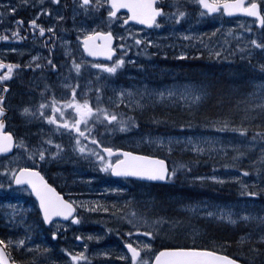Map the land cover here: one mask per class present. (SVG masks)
<instances>
[{
  "label": "snow or ice",
  "instance_id": "6c2138e0",
  "mask_svg": "<svg viewBox=\"0 0 264 264\" xmlns=\"http://www.w3.org/2000/svg\"><path fill=\"white\" fill-rule=\"evenodd\" d=\"M60 0H53V3L58 4ZM194 3L197 5L199 11L198 15H207L212 13H227L229 15L234 13H246L251 17L256 18V24L264 28V11L261 10V3L258 0H250V2L246 3L245 0H194ZM78 6L82 8L85 13L88 12L89 9L99 10L101 7L105 8L106 15L109 21L112 18L117 16V12L120 9H127L130 15L127 16V19L124 20V23H127L128 20L139 21L144 25H156L159 27V23L157 21V17H169L179 23L181 18L186 16V11L179 10V6H175L174 10L169 13H165L163 7H159L156 5V0H78ZM9 12H14L15 8L9 7ZM41 12L45 11V9H41ZM75 11V9H74ZM39 15V13H37ZM57 19H63L62 16H57ZM18 24H23V20H17ZM28 24L33 26V31L36 29L39 30L40 34H43L46 29L37 24L36 19H31L28 21ZM49 32L52 31V28L47 29ZM251 31V29H249ZM77 32L80 34L78 39L82 42L83 51L88 53L92 57L97 56H105L112 57V54L115 52V48H113L112 40L113 35L112 32L109 31H86L85 29H77ZM12 36L19 40L23 37L19 34V29L12 33ZM8 36H0V39L7 40ZM101 40V43H97V40ZM136 43L139 44L140 41L137 38ZM147 43L151 44L152 41L149 40ZM251 45L264 50V42H260L257 39H252L250 41ZM121 48L124 47L123 44L120 45ZM239 47V45H237ZM223 51V49H221ZM221 51L215 52L217 57L221 56ZM186 52H182L181 56H186ZM32 60H36V57H31ZM48 63L51 65L52 69H56V64L53 63L50 59ZM125 63L123 57L116 59L114 63H97L91 65L94 69H97L96 76L99 78L100 74L108 73L114 74L117 72V69L120 68ZM19 67V65L13 64L11 62H7L3 59H0V69H7L0 75V81H5L11 78L13 74V69ZM35 67H39V65H35ZM260 68L264 70V64L260 65ZM75 70L77 74L81 73V63H78L75 57H72L70 70ZM65 88L70 89V95L67 99L57 100L55 95L49 97L47 101H41L37 105V111L39 112V116L48 121L49 124H54L57 130H60L61 126L64 129L72 130L76 135L74 150L79 149V152L84 153L85 148L81 146V137L88 133V138L92 140L94 144L99 145L100 141L97 140L94 136L89 132L90 128V120L91 121H101L105 122L116 121L119 125L120 129H124L126 127V120L130 118H126L121 116V118L117 119V114L112 112L110 114L109 110L100 103V89L96 88V105L93 106L90 103V99L87 98V93H84L83 99L77 98V87L73 86V84L68 83L63 85ZM3 91L7 92L8 84H3ZM49 88L46 84L44 89H41L43 93ZM129 94H131V90H128ZM123 92L119 95L123 96ZM203 92H198L194 96H190V99L199 100L203 95ZM160 97H163L165 94L160 92L157 94ZM168 95H171L169 92ZM51 109V114H45V107ZM255 107V106H254ZM260 107H264V103L260 105ZM65 109H72V117H68L65 115ZM21 111L25 114H29L30 116H35L36 113L32 112L29 106H25L21 109ZM6 107H5V96L3 93H0V153H8L11 149H13L15 144H19L21 146L24 145V141L21 137H14L12 131H6ZM247 119V117H244ZM83 123V130L81 128V124ZM185 125L181 124L180 127H184ZM218 126L220 130L227 129L229 127V123L227 121L223 123H219ZM232 129L240 134H246L248 132V128L243 124L237 126L235 124L231 125ZM262 138H264V132H262ZM255 139V137H253ZM47 144L51 145L54 143L53 140L47 139ZM157 143L163 144V138H158L156 140ZM171 142V141H169ZM103 147V145H101ZM62 149V145L56 143V151H51V156L56 157L60 150ZM89 152L92 149H88ZM103 151L108 154V158L105 156L93 152L97 161L100 162V168L104 171H111L117 175L123 176H135L147 178L149 180H159L164 181L168 180L171 177L175 176L176 168L174 167L171 171H169L166 166L165 160L160 159L156 156H146L140 155L137 153L124 152V159H116L113 163L111 160V156L113 152H121L122 149L116 148L113 149L111 147H104ZM171 151V148H169ZM30 155H38L41 160L45 158V150L44 148L38 147L35 152L30 153ZM237 156L243 155V153L237 152ZM5 173L9 172L8 168L2 169ZM11 171V180L16 185H26L24 187V191L34 193L35 197L39 202V210L42 212L43 220L45 222H51L53 217H71V219L75 222H79L80 217L75 215L76 209L73 206V202L64 199L59 192L56 191L55 188L52 187L51 184L47 183L44 180L43 175L35 168H19L18 170L13 168ZM241 171L246 172L245 169H241ZM213 180L218 179L213 176ZM11 187V184L9 185ZM247 189V185L243 186ZM264 191V189H262ZM246 194L248 196H258L261 193L259 191H247ZM104 211H108L107 208L103 209ZM135 215V213H132ZM208 216H215L217 219L228 221L230 223L235 224L236 219L233 218V215L230 210L225 208H220L216 212H207ZM243 219L247 220L250 217L247 213H244L242 216ZM261 223H264V216L258 217ZM163 222V217H157L151 221L152 227H158L160 223ZM131 224V220L129 221ZM145 224H149L147 219L144 220ZM135 232H141V228L133 225ZM119 235V233H117ZM57 233L55 231L52 232V237L55 238ZM127 235L131 237L133 235L132 232H128ZM147 237L153 236V231L149 230L144 233ZM77 239H82V237H77ZM243 239V238H242ZM261 242H264V234L259 237ZM6 241L5 239L0 238V264H18L15 259H10L6 252ZM17 243L24 244V240H19ZM85 250L87 249V245H84ZM125 248L128 253H130V262L131 264H149V260L141 257L142 249H151L152 244L147 242L136 241L135 244L132 242H125ZM258 251V249H254ZM67 253L68 257L72 264H76L78 261H87V257L85 256V252H77L73 254V252L68 249H64ZM109 253L105 252L104 255H108ZM120 259H125L122 255ZM151 264H240V261L234 259L232 256L225 255L220 251L213 250L211 248L206 247H163L159 251H155L153 253V258L151 260Z\"/></svg>",
  "mask_w": 264,
  "mask_h": 264
},
{
  "label": "rangeland",
  "instance_id": "374dc122",
  "mask_svg": "<svg viewBox=\"0 0 264 264\" xmlns=\"http://www.w3.org/2000/svg\"><path fill=\"white\" fill-rule=\"evenodd\" d=\"M206 16L212 17L210 14H207ZM214 23H217L216 24L217 26L215 25L213 28H211L210 24H208V26H206L202 30H199L196 26L195 32L188 30L181 34L186 39H194L199 41L201 44L163 43L164 35L160 33V28L157 26L155 27L154 30L152 31L146 30L144 33H140L138 31H131L129 29H123V31L119 33V36L123 34L126 35L131 34L133 37L128 40L129 42L126 45L122 43L124 45L122 51L127 52L132 49L134 52L138 54H142L141 49L147 48L150 51L153 47L160 46L167 49L168 52L176 51V52H180V54L182 52H189V51L199 52L202 49H208L210 50L209 52L210 55H215V52L221 51V49H223V51H221V55L227 57L231 54L232 44L224 42L226 40V38L224 37L221 38L215 37L219 35L214 33H218V30L220 29L222 23L218 20H215ZM72 24L74 26L77 25L76 21L74 20H72ZM212 29H216V31L213 33ZM224 35H228V34H224ZM137 38L140 41L139 44L136 43ZM120 39L122 38L120 37ZM120 39L119 41H121ZM78 40L79 39L77 38L76 40L77 43ZM149 40L152 41L151 44L147 43V41ZM67 43L68 41L66 43L65 42L62 43L63 44L62 49H64V51H67L69 48ZM77 43H75L77 48H74V50L79 52L80 46ZM233 45L234 47H237V45L239 44H233ZM148 56L151 55L148 54ZM248 56L254 57V52L248 53L245 59H247ZM145 62L146 61H143L141 65V67H143L144 69H146L149 65L148 63ZM135 63L136 60H129L127 62L129 71L126 68V62L120 68H118V69L126 68L128 73L126 75L128 79L126 80V83L111 84L110 82H105V87H107L105 88V94L108 99L106 104L107 105L111 104L115 107L124 105L132 110L135 109L142 110L149 106L161 105V104H167L168 106L179 105V104L188 105L189 106L188 111L184 113V115H186L187 118L186 121L188 122L187 124L184 125L185 127L191 129L194 124V123L192 124L191 121L195 120L196 118L192 114V106L196 105L198 102L201 101L203 97H205L206 92L204 93L203 88L196 86V83H189L190 85L172 84L165 86H155V84H151L147 80L145 81L144 79L133 75L132 69L134 68L133 65ZM59 64L62 65L60 61ZM260 65L261 63H255V66L260 69V73L254 72L252 73V76L251 75L244 76L242 74L244 70L235 71L224 65H221L223 68H225L226 72H228V77L225 75L226 77L225 83L220 84L221 87L217 89V92L215 94H212L213 84L215 85V82L213 81L212 77L214 74L219 75L217 77V84H218L221 81L220 74H222V70L224 69L218 68L220 69L219 72H217L215 68L195 71L199 76L202 77L204 83L209 88L208 91L207 88H205V90L207 91V96H206V100L203 103L204 107L208 100L210 102L216 99L214 105H218V106H222L228 101L234 102L235 111L233 109V115L231 114L229 115L231 120L230 122H228L229 127L227 129L220 130V128L217 127L210 128L211 131L206 132L207 136L205 135L140 136V135L128 134L125 139L121 140V142L127 143V145L135 147L137 149H142L146 147L153 151L163 150V152L167 154L173 153L174 150H179L181 152L190 150L196 155L198 154L199 156H207L212 158L222 157L223 155L227 154L229 151H235L236 149L239 150V148H241L246 150L245 158H247V160H248L247 156H249L250 159H252L254 155L257 157V150L255 146H258V143L253 140H247V139L253 137L258 133L264 132V112L258 114L255 111L256 106L260 107V105L264 103V70L260 68ZM116 73L113 74L115 75V78H116ZM192 74H193L192 68L184 69V75L190 76ZM168 76H170V74H167L165 78H169ZM57 77L62 78L63 81L62 85L68 83L72 84L71 76L69 73L63 72L61 74H58ZM50 86L54 90H56L55 87H53L52 85ZM86 86H87V80H83L79 82L77 87V95L79 92L88 91L89 89H87ZM128 90H131V94H129ZM121 92L124 93L123 96L119 95ZM160 92H163L165 95L163 97L158 96L157 94ZM169 92L171 93V95H168ZM198 92L204 93L199 100L189 98L190 96H194ZM175 108L176 107H173L172 109ZM209 114H211L212 117H216V115L214 114V110H210ZM163 116H166L167 119L173 118L167 113L163 114ZM244 117H247V119H244ZM233 124L237 126L243 124L248 128V132L242 135L234 131L231 127V125ZM213 129L216 136L214 135L209 136V134L212 133ZM158 138H163L164 143L163 144L157 143L156 140ZM52 140L54 141L53 143L54 145L58 143L55 138H52ZM63 140L66 143V148L72 145V141L69 136H67L66 139L63 138ZM169 148H171V151H169ZM51 151H54V148L52 146H49V152ZM250 151H253L252 157L250 156L251 155ZM27 162L28 161H26L20 155H18L16 157H12L8 165H11L10 167L14 168L17 167L18 165L21 166L22 164H28ZM79 162L82 163L83 158L80 157ZM214 176L217 177L218 179L213 180L212 179L213 176H205V177L192 176L191 178L199 182L210 181L217 184L237 183L241 185L242 192L245 191L243 187L244 185H256L253 191L260 192L262 191V189H264V182L262 183L259 182L258 180L255 181L247 180L233 171L227 170L224 173L221 172L220 174ZM136 192L138 193L137 196H134L132 199L127 201V203L121 205L119 207V210L129 209L135 204L137 207H140L142 209L153 211V209L158 206V203L162 202V200H158L155 196L150 195L149 192L142 186H138ZM18 196H20L21 199H24L26 196V192L21 189L18 192ZM206 198H203L202 202L196 204L194 203L191 206L189 204H185L184 206L186 207L183 208H179L182 206H179L176 202H174L173 197H170L168 199L166 198V200L163 198V202H162L163 204L159 209L162 211H166L165 207H168L170 209L179 208L181 210H186L187 214L191 217L199 218V219L211 218L216 221H221L222 223L228 224L229 225L228 227L237 226L240 223L248 225L251 223L259 222L261 227L258 226L257 231L254 233L246 234L243 237V240H250V239L259 240V237L262 234H264V223H261V221L258 219V217L264 216V203L256 201L254 199L249 201L245 198H242L239 201L223 203V202L215 201L213 199H206ZM117 201L119 200L117 199L116 202ZM164 202L165 203L172 202V203L171 205L168 206L167 204L164 205ZM80 205L83 210H88V211H94V209H97V207L100 206V204L98 203L96 204L97 205L96 208L91 207L90 204H80ZM111 205L112 207H116L115 203H112ZM220 208H225L230 210L233 215V218L236 219V223L233 224L228 221L217 219L215 216L206 215L207 212L209 211L216 212ZM244 213H247L250 218L247 220L243 219L242 216ZM108 231L109 230H106L104 231V233H107ZM121 232L124 233V231ZM117 233H119L120 235V231L116 232V234ZM191 233H193V230L190 231V234L188 233H183V234L186 235L189 239L194 240V238L191 236ZM152 242H153L152 238L149 237V241L147 243L152 244ZM100 243H104V242H100ZM86 250H88L92 255L110 257V253L108 255H104L105 252L94 251L91 247L88 246ZM76 264H78V262H76Z\"/></svg>",
  "mask_w": 264,
  "mask_h": 264
},
{
  "label": "flooded vegetation",
  "instance_id": "af4514ba",
  "mask_svg": "<svg viewBox=\"0 0 264 264\" xmlns=\"http://www.w3.org/2000/svg\"><path fill=\"white\" fill-rule=\"evenodd\" d=\"M250 2V0H248ZM261 3V10L264 11V0H258ZM7 0H0V36H8L7 40L0 39V59L7 62L19 65V67L13 69L11 78L0 81V93L5 96L6 113L5 118L8 124L11 122L14 125H19V131L23 132V129L28 126L35 116H30L21 111L25 106H37L41 101L49 100V88L41 92V89L45 88L47 84L49 86V19H38V25L43 26L46 31L43 34L39 33V30L31 31L32 27L28 24L26 19L23 20V24H18V19L12 18L6 13ZM105 10L101 7L98 11ZM38 13V9H33ZM40 13L38 15V18ZM19 19V20H21ZM254 22V29L258 31V38L260 41H264V28L258 29L256 22L252 19H244ZM19 29V34L22 39H15L12 36L14 31ZM38 34L37 41H30L29 35ZM28 36V37H27ZM35 42V43H34ZM35 56L36 60H32L31 57ZM39 65V67H35ZM7 69H0V75ZM8 84L7 92L3 91V84ZM45 109L49 114V108ZM46 121V120H45ZM48 122V121H46ZM49 129V128H48ZM49 177V173H48ZM69 195L75 196L73 192H68ZM49 231V229H48ZM130 242L135 244V241L130 239ZM125 259L120 260V264H131L129 255L125 252ZM115 256V254H112ZM141 257L149 260L150 253L145 249L141 251Z\"/></svg>",
  "mask_w": 264,
  "mask_h": 264
},
{
  "label": "trees",
  "instance_id": "16d2710c",
  "mask_svg": "<svg viewBox=\"0 0 264 264\" xmlns=\"http://www.w3.org/2000/svg\"><path fill=\"white\" fill-rule=\"evenodd\" d=\"M187 68H185V69H187ZM217 68H223V67L220 66V67H216V69ZM223 69H224V70H222L223 73L228 76V72H226L225 68H223ZM190 71H191V69H190ZM212 79L215 82V85L213 84L212 94H215L217 92V89L221 87L220 84L222 82H219L217 84V77L212 78ZM215 101H216V99L214 101H210V102L208 100L205 104V107L199 109V111L196 114H193L196 118H195V120L191 121V123L192 124L194 123V124H193L191 129L187 128V127H183V128H185V131H187V132H198V130H199V131H204V132H210L211 131L210 128H213V127L219 128L218 126H214V125H218L219 123H223L225 121L230 122L231 119H230L229 115L230 114L233 115V109L235 107L234 102L228 101L227 103L223 104L222 106H218V105H214ZM210 110H214V114L216 115V117H212L211 114H209ZM234 111H235V109H234ZM175 118L176 119H173V118L167 119L165 116L160 117V119H164L166 121H169V125H171V127H180L181 124L184 125V124H187V122H188V121H186L187 118H186V115H184V114L181 116H177ZM183 128H181L178 131L184 130ZM213 131H214V129H213ZM252 155L253 154L251 153L250 156L252 157ZM247 157H248V160H247V158H244L241 160L238 159V162L240 163L241 169L246 170L245 173L252 172V171H254L253 168L257 167L256 165L254 166L253 164H251L252 161L256 160V156L254 155L252 159H250L249 156H247ZM165 187H169V186H165ZM161 189L164 190L163 193H162ZM161 189L159 190L158 194L162 198H164L165 200H166V198L168 199L170 197H175V198L179 197V195L176 194L174 191L172 194L169 191V189H167V188L166 189L161 188ZM179 194H180V196H186L187 192L186 191H180ZM167 236L171 240L172 243L177 244L178 242L179 243L181 242V240L178 239L175 234H168V231H167Z\"/></svg>",
  "mask_w": 264,
  "mask_h": 264
},
{
  "label": "bare ground",
  "instance_id": "6f19581e",
  "mask_svg": "<svg viewBox=\"0 0 264 264\" xmlns=\"http://www.w3.org/2000/svg\"><path fill=\"white\" fill-rule=\"evenodd\" d=\"M123 11H127L128 12V10L127 9H122ZM211 16H212V14H210ZM160 19H163L162 17H157V20H160ZM155 27L156 26H149L148 28H147V31H152V30H154L155 29ZM188 68H190V67H188ZM212 68H215L216 69V67H212ZM217 70V72H219L220 71V69H216ZM225 75L226 74H224L223 73V71H222V74H220V76H221V81L220 82H222V83H225ZM219 75H213V77L212 78H216V77H218ZM227 76V75H226ZM228 77V76H227Z\"/></svg>",
  "mask_w": 264,
  "mask_h": 264
},
{
  "label": "water",
  "instance_id": "95a60500",
  "mask_svg": "<svg viewBox=\"0 0 264 264\" xmlns=\"http://www.w3.org/2000/svg\"><path fill=\"white\" fill-rule=\"evenodd\" d=\"M88 54V53H87ZM89 55V54H88ZM114 55V53L112 54V56ZM90 56V55H89ZM90 57H92V56H90ZM92 58H104V59H111L110 57H105V56H97V57H92ZM115 154H123V152H119V153H115ZM166 166H167V164H166ZM114 175H116V176H123V175H117V174H115L114 173ZM128 177H135V176H131V175H128ZM135 178H138V179H141V180H145V181H150V182H165L166 180H164V181H159V180H149V179H147V178H142V177H135ZM241 264V263H240Z\"/></svg>",
  "mask_w": 264,
  "mask_h": 264
}]
</instances>
